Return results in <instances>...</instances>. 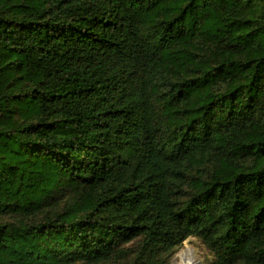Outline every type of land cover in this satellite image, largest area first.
Listing matches in <instances>:
<instances>
[{
	"label": "trees",
	"instance_id": "16d2710c",
	"mask_svg": "<svg viewBox=\"0 0 264 264\" xmlns=\"http://www.w3.org/2000/svg\"><path fill=\"white\" fill-rule=\"evenodd\" d=\"M264 264V0H0V264Z\"/></svg>",
	"mask_w": 264,
	"mask_h": 264
},
{
	"label": "rangeland",
	"instance_id": "374dc122",
	"mask_svg": "<svg viewBox=\"0 0 264 264\" xmlns=\"http://www.w3.org/2000/svg\"><path fill=\"white\" fill-rule=\"evenodd\" d=\"M184 249L194 252L199 264H210L213 260V255L207 246L196 236H190L174 249L170 258V264H175L177 255Z\"/></svg>",
	"mask_w": 264,
	"mask_h": 264
},
{
	"label": "bare ground",
	"instance_id": "6f19581e",
	"mask_svg": "<svg viewBox=\"0 0 264 264\" xmlns=\"http://www.w3.org/2000/svg\"><path fill=\"white\" fill-rule=\"evenodd\" d=\"M194 252L182 250L176 257L175 264H199Z\"/></svg>",
	"mask_w": 264,
	"mask_h": 264
}]
</instances>
